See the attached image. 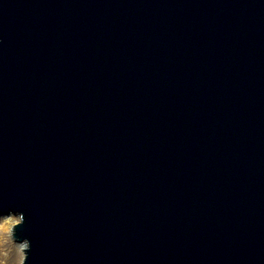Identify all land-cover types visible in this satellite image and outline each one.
<instances>
[{
    "label": "water",
    "instance_id": "obj_1",
    "mask_svg": "<svg viewBox=\"0 0 264 264\" xmlns=\"http://www.w3.org/2000/svg\"><path fill=\"white\" fill-rule=\"evenodd\" d=\"M26 264H264V0H0V212Z\"/></svg>",
    "mask_w": 264,
    "mask_h": 264
},
{
    "label": "clouds",
    "instance_id": "obj_2",
    "mask_svg": "<svg viewBox=\"0 0 264 264\" xmlns=\"http://www.w3.org/2000/svg\"><path fill=\"white\" fill-rule=\"evenodd\" d=\"M25 221L22 211L0 212V264H26L31 250L28 238L19 239L16 229Z\"/></svg>",
    "mask_w": 264,
    "mask_h": 264
}]
</instances>
